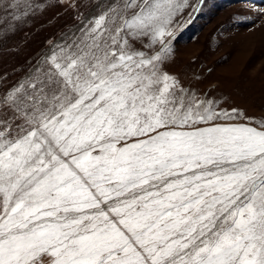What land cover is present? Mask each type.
Returning <instances> with one entry per match:
<instances>
[{"label":"snow or ice","instance_id":"snow-or-ice-1","mask_svg":"<svg viewBox=\"0 0 264 264\" xmlns=\"http://www.w3.org/2000/svg\"><path fill=\"white\" fill-rule=\"evenodd\" d=\"M189 7L124 0L0 101V264H264V123L176 130L232 117L157 73Z\"/></svg>","mask_w":264,"mask_h":264},{"label":"rangeland","instance_id":"rangeland-1","mask_svg":"<svg viewBox=\"0 0 264 264\" xmlns=\"http://www.w3.org/2000/svg\"><path fill=\"white\" fill-rule=\"evenodd\" d=\"M123 2L0 0V101L20 85L31 92L29 83L37 76L43 78L54 53L80 56L94 51L91 29L96 19L110 8L119 9ZM10 3L17 6L6 7ZM189 4L195 10L186 8L175 18L171 35L165 37L168 51L156 62L157 73L174 78L177 83L171 90L180 95L183 89L185 103L193 98L210 101L213 111L232 118L221 115L176 130L213 125L259 129L264 123V0H189ZM121 24L116 17L106 28L114 30ZM103 35L107 38L108 32ZM121 35H128V30ZM128 38L134 50L148 56L160 51L159 42L147 46V37Z\"/></svg>","mask_w":264,"mask_h":264}]
</instances>
